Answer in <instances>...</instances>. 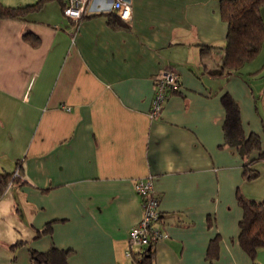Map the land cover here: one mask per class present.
<instances>
[{
	"label": "crops",
	"instance_id": "1",
	"mask_svg": "<svg viewBox=\"0 0 264 264\" xmlns=\"http://www.w3.org/2000/svg\"><path fill=\"white\" fill-rule=\"evenodd\" d=\"M220 4L132 0L124 21L90 0L75 27L61 0L0 17V172L18 170L0 191V264L52 249L67 264H138L139 247L126 251L143 214L134 186L146 178L164 235L152 264H264V247L253 260L240 246L238 202L264 198V42L261 60L218 74ZM260 13L264 23V3ZM170 67L179 84L152 115L155 75ZM225 94L260 148L226 143Z\"/></svg>",
	"mask_w": 264,
	"mask_h": 264
},
{
	"label": "trees",
	"instance_id": "2",
	"mask_svg": "<svg viewBox=\"0 0 264 264\" xmlns=\"http://www.w3.org/2000/svg\"><path fill=\"white\" fill-rule=\"evenodd\" d=\"M43 1L38 0L31 5L14 7L0 3V17L23 16L25 11L38 8ZM263 3L264 0H221L220 15L227 23V31L225 56L218 74L240 69L261 50L264 42V23L260 7ZM172 91L173 88L169 89L167 95ZM222 102L226 110L223 124L226 143L239 147L241 153L260 148L257 135H252L247 139L243 138L237 102L228 94L222 96ZM260 156L263 157L264 152H260ZM13 173L0 172V191L16 179ZM243 173L247 179H252L258 175V170L251 167L249 163H245ZM238 202L243 210V216L239 222L240 246L254 260L257 251L264 247V198L253 200L239 194ZM155 243L150 241L139 250L141 258L138 264H152V246ZM211 246L214 247V245ZM212 247L211 252L215 250ZM31 259L33 264H67L64 252L57 249L47 252H31Z\"/></svg>",
	"mask_w": 264,
	"mask_h": 264
},
{
	"label": "built area",
	"instance_id": "3",
	"mask_svg": "<svg viewBox=\"0 0 264 264\" xmlns=\"http://www.w3.org/2000/svg\"><path fill=\"white\" fill-rule=\"evenodd\" d=\"M90 0H61L63 15L73 23L75 27L78 21L84 16ZM110 8L116 15L129 21L132 16V0H107ZM179 84L178 74L174 68L160 69L155 75V93L152 100V115H157L166 98L169 89L177 87ZM13 176H18V170L14 171ZM135 190L141 197L143 210L142 218L129 233V249L126 255H131L130 248L139 247V250L149 244L150 241L157 242L164 237L159 229L158 221L160 213L158 210V198L154 192L150 178L139 180L135 183Z\"/></svg>",
	"mask_w": 264,
	"mask_h": 264
},
{
	"label": "rangeland",
	"instance_id": "4",
	"mask_svg": "<svg viewBox=\"0 0 264 264\" xmlns=\"http://www.w3.org/2000/svg\"><path fill=\"white\" fill-rule=\"evenodd\" d=\"M260 52V51H259ZM260 56V57H259ZM256 58V59H255ZM262 59V57H261V54L259 55V53L253 58V59H251V60H249V61H247V62H254L253 60H256V62H258V60H261ZM246 62V63H247ZM264 67V66H263ZM261 70V69H260ZM259 70V71H260Z\"/></svg>",
	"mask_w": 264,
	"mask_h": 264
}]
</instances>
